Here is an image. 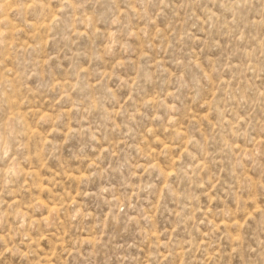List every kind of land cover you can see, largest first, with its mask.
<instances>
[{
  "label": "rangeland",
  "instance_id": "obj_1",
  "mask_svg": "<svg viewBox=\"0 0 264 264\" xmlns=\"http://www.w3.org/2000/svg\"><path fill=\"white\" fill-rule=\"evenodd\" d=\"M0 264H264V0H0Z\"/></svg>",
  "mask_w": 264,
  "mask_h": 264
}]
</instances>
